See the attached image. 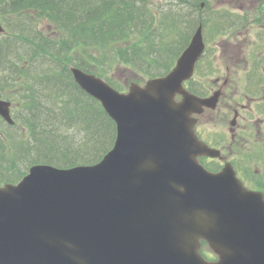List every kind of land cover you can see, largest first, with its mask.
<instances>
[{
	"label": "water",
	"instance_id": "obj_1",
	"mask_svg": "<svg viewBox=\"0 0 264 264\" xmlns=\"http://www.w3.org/2000/svg\"><path fill=\"white\" fill-rule=\"evenodd\" d=\"M203 49L198 26L168 73L123 92L70 67L115 121L114 144L97 163H37L0 186V264H264V194L231 163L212 172L198 160L220 154L197 137L193 116L218 92L183 87ZM0 115L14 122L1 93Z\"/></svg>",
	"mask_w": 264,
	"mask_h": 264
},
{
	"label": "trees",
	"instance_id": "obj_2",
	"mask_svg": "<svg viewBox=\"0 0 264 264\" xmlns=\"http://www.w3.org/2000/svg\"><path fill=\"white\" fill-rule=\"evenodd\" d=\"M0 17V92L12 102L15 121L0 117V185L18 181L36 163H96L112 147L114 121L76 83L71 66L123 91L114 74L120 66L143 79L162 75L199 24L209 39L246 22L209 0H178V8L161 0H0ZM208 52L198 72L202 65L212 70ZM262 176L253 186L264 189Z\"/></svg>",
	"mask_w": 264,
	"mask_h": 264
},
{
	"label": "rangeland",
	"instance_id": "obj_3",
	"mask_svg": "<svg viewBox=\"0 0 264 264\" xmlns=\"http://www.w3.org/2000/svg\"><path fill=\"white\" fill-rule=\"evenodd\" d=\"M157 1V0H154ZM213 8L227 9L229 12H255L258 1L260 0H209ZM161 4L168 8H178V0H161ZM247 20L251 16H247ZM3 21V20H2ZM46 29V24L41 25ZM243 29H239L237 32ZM248 34V35H247ZM248 38L254 39V28L246 33ZM243 37L235 35L233 32H224L219 37L210 36L208 39L209 54L212 57V72L211 77L202 75H196L195 78L200 82L199 87L202 89H217L223 83L224 78H231L230 88L227 92L229 96H233L238 89L240 98L236 102H233L232 97H227L222 94L218 103L219 107L215 111L206 110L200 117L201 122L198 123L197 130L204 139H210V141L216 146H224L223 154L224 158L232 161L238 168L239 173L242 175L245 181L253 187V182H263V160H264V95H261L256 102L249 100L243 96L252 94L255 90H250V86L254 84V81H249L248 85L244 82V72L251 70L252 65L244 70L245 66L249 65L252 57H262V52H254L251 48L244 47L242 52L239 51V45H241ZM219 41V42H218ZM218 43V44H217ZM241 53V60H236L237 57H232L234 53ZM264 59V57H263ZM246 64V65H245ZM227 67L229 70H227ZM264 60L260 63L257 71H263ZM118 77V81L123 86L129 85L131 82L144 81L137 71L128 69L127 67H119L114 72ZM210 80V81H209ZM211 80H213L211 82ZM212 86V87H211ZM211 87V88H210ZM249 87V88H248ZM249 93V94H248ZM229 104L225 106L224 104ZM243 109L240 104H247ZM263 104L262 106L260 105ZM259 106V107H258ZM227 108L228 110L224 109ZM234 109L238 110L236 121L234 124H230V121L234 119ZM232 127L234 132H230L229 127ZM232 134L234 137L232 138ZM232 143V144H231ZM210 162L212 165H217L218 161H209L208 159L203 161ZM207 165V164H206ZM258 174V177H254L251 174ZM257 188V186H254ZM259 188V187H258ZM261 189V188H259ZM264 191V189H261ZM206 249V254L209 258H214V255L209 252L208 247L203 245Z\"/></svg>",
	"mask_w": 264,
	"mask_h": 264
},
{
	"label": "flooded vegetation",
	"instance_id": "obj_4",
	"mask_svg": "<svg viewBox=\"0 0 264 264\" xmlns=\"http://www.w3.org/2000/svg\"><path fill=\"white\" fill-rule=\"evenodd\" d=\"M257 8L254 9L255 12H238L239 15H243L246 16V27L244 28V26H242L243 30L236 32L235 35H240L243 37L244 40H242V44L239 45V51L242 52V49L244 47L246 48H251L252 46V50L255 52H262V57H252L249 65L245 66L244 70H246L247 67H250L252 65L251 70H246L244 72V82L246 83V85H248L249 81L253 80L254 84L250 86V90H255L254 93L246 95L245 93H243V96L245 98H248L251 101L256 102V100H258L260 98L261 94L264 95V68L263 71H257L259 69V65L260 63L264 60V0H260L258 1V5H256ZM247 16H251L248 20H247ZM254 28V39L252 40V38H248L246 33L249 32V30H252ZM211 36V35H210ZM209 36V37H210ZM207 39V38H206ZM238 51V53H234L235 55H233L232 57H237L236 60L239 62V60H241V53ZM246 65V64H245ZM201 69V68H200ZM227 70H229V68L227 67ZM210 81V80H209ZM213 80H211L212 82ZM230 81L231 78H224L223 83L221 84V86H219L217 89H219L221 91L220 93V97L222 94H224L227 97H232L233 102H236V98H234L233 96H238L240 98V93L238 91V89L236 90V92L234 93L233 96H229L227 94L229 88H230ZM198 82L197 78L194 77V83ZM196 87V86H194ZM212 87V86H211ZM210 87V88H211ZM197 88V87H196ZM199 91V90H198ZM215 92L216 89L212 90V92ZM210 89H207V91L205 90L204 92H201V95H208L210 93ZM259 103V102H258ZM256 102V104H258ZM230 103L228 104H224L225 106H229ZM260 105L262 106L263 104L260 103ZM240 106L245 109L246 106H250L249 103L247 104H240ZM259 107V106H258ZM225 110H228L227 108L224 107ZM205 111V110H204ZM203 111V113H204ZM202 114V113H201ZM200 114V115H201ZM234 114H238V110L234 109ZM199 115V117H200ZM198 117L197 119V123H200L201 120ZM230 129V128H229ZM234 135V134H233ZM234 137V136H233ZM232 137V138H233ZM232 144V143H231ZM219 148L221 150L225 149L224 146H219Z\"/></svg>",
	"mask_w": 264,
	"mask_h": 264
},
{
	"label": "bare ground",
	"instance_id": "obj_5",
	"mask_svg": "<svg viewBox=\"0 0 264 264\" xmlns=\"http://www.w3.org/2000/svg\"><path fill=\"white\" fill-rule=\"evenodd\" d=\"M205 5H206V4H205ZM205 5H204V6H205ZM209 5H210V4H209ZM204 6H203V7H204ZM203 7H202V8H203ZM210 7H211V6H210ZM210 9H212V7H211ZM223 11H224V10H223ZM220 12H221V11H220ZM196 87H197V86H196ZM195 89H196V88H195ZM191 90H192V89H191ZM197 90H198V89H197ZM200 92H201V91H200Z\"/></svg>",
	"mask_w": 264,
	"mask_h": 264
}]
</instances>
